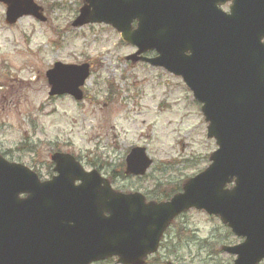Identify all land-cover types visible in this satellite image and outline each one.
<instances>
[{
  "label": "water",
  "instance_id": "95a60500",
  "mask_svg": "<svg viewBox=\"0 0 264 264\" xmlns=\"http://www.w3.org/2000/svg\"><path fill=\"white\" fill-rule=\"evenodd\" d=\"M217 1L84 0L73 26L110 24L140 48L127 59L182 76L218 148L182 192L160 202L115 190L68 153L52 156L57 175L45 181L0 154V264H91L111 257L145 264L172 221L191 208L219 217L244 238L224 247L237 255L235 264L264 259V0H222L233 2L229 14L214 13ZM0 2L8 4L11 24L25 15L46 20L34 0ZM149 49L160 55L139 57ZM46 76L50 96L81 101L90 65L56 62ZM152 163L145 147H134L125 173L143 176Z\"/></svg>",
  "mask_w": 264,
  "mask_h": 264
},
{
  "label": "rangeland",
  "instance_id": "374dc122",
  "mask_svg": "<svg viewBox=\"0 0 264 264\" xmlns=\"http://www.w3.org/2000/svg\"><path fill=\"white\" fill-rule=\"evenodd\" d=\"M35 2L47 20L24 16L14 24L0 2V153L6 159L46 180L54 175L51 156L69 153L115 189L155 200L173 197L207 168L218 146L181 77L127 60L136 48L110 25L73 27L83 0ZM56 62L90 64L84 100L49 95L46 72ZM136 145L153 160L145 177L124 173ZM238 240L218 217L189 209L174 219L147 264H234L224 247ZM92 264L120 263L112 257Z\"/></svg>",
  "mask_w": 264,
  "mask_h": 264
},
{
  "label": "flooded vegetation",
  "instance_id": "af4514ba",
  "mask_svg": "<svg viewBox=\"0 0 264 264\" xmlns=\"http://www.w3.org/2000/svg\"><path fill=\"white\" fill-rule=\"evenodd\" d=\"M83 3H84V0H83ZM232 3H233L232 1L222 2V0H218L217 3H216V12H214V13H215V14H218V12H221V11L224 12V13H226V14L231 13V6H232ZM82 6H83V4H82ZM82 6H81V7H82ZM81 7H80V9H81ZM42 9H43V8H42ZM80 9H79V11H78V15H79ZM78 15H77V16H78ZM207 23L214 24L215 21H214V22H207ZM132 25H133V27H136V26H137V28H138V20H137V22L134 21V22L132 23ZM139 50H140V48L137 47V52H138ZM186 54H187V55H191V50H190V49L187 50V51H186ZM159 55H160V54H159V52H158L156 49H149V50H146V51L142 52V53L139 55V57L152 59V58H157ZM137 62H143V63H146V62L143 61V60H137ZM146 64H148V63H146ZM52 164H53L52 171H53L54 174H55V171H54L55 163L52 162ZM52 164H51V165H52ZM53 176H54V175H53ZM239 241L241 242L242 239L239 238V240H238V241H235L232 245L239 243ZM233 256H235V255H233ZM235 259H236V256H235V258H234V262H235ZM259 264H264V259H263Z\"/></svg>",
  "mask_w": 264,
  "mask_h": 264
},
{
  "label": "trees",
  "instance_id": "16d2710c",
  "mask_svg": "<svg viewBox=\"0 0 264 264\" xmlns=\"http://www.w3.org/2000/svg\"><path fill=\"white\" fill-rule=\"evenodd\" d=\"M178 189H181V184H180L178 187L174 188L173 191H174V192H177ZM170 191H171V190H170ZM167 196H169V194H167Z\"/></svg>",
  "mask_w": 264,
  "mask_h": 264
}]
</instances>
